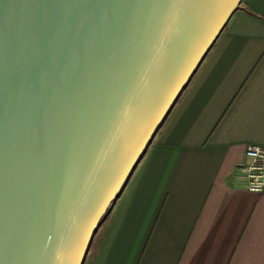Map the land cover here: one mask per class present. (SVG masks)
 I'll return each mask as SVG.
<instances>
[{
    "label": "water",
    "instance_id": "95a60500",
    "mask_svg": "<svg viewBox=\"0 0 264 264\" xmlns=\"http://www.w3.org/2000/svg\"><path fill=\"white\" fill-rule=\"evenodd\" d=\"M242 0H0V264H84Z\"/></svg>",
    "mask_w": 264,
    "mask_h": 264
},
{
    "label": "crops",
    "instance_id": "0c3cea01",
    "mask_svg": "<svg viewBox=\"0 0 264 264\" xmlns=\"http://www.w3.org/2000/svg\"><path fill=\"white\" fill-rule=\"evenodd\" d=\"M264 0H242L98 228L84 264H264Z\"/></svg>",
    "mask_w": 264,
    "mask_h": 264
},
{
    "label": "built area",
    "instance_id": "2783aa9c",
    "mask_svg": "<svg viewBox=\"0 0 264 264\" xmlns=\"http://www.w3.org/2000/svg\"><path fill=\"white\" fill-rule=\"evenodd\" d=\"M244 163L234 173V185L251 193L264 192V147L249 145Z\"/></svg>",
    "mask_w": 264,
    "mask_h": 264
},
{
    "label": "rangeland",
    "instance_id": "374dc122",
    "mask_svg": "<svg viewBox=\"0 0 264 264\" xmlns=\"http://www.w3.org/2000/svg\"><path fill=\"white\" fill-rule=\"evenodd\" d=\"M114 203H115V202H114ZM114 203L109 207L110 210L112 209ZM107 217H108V214H106V215L103 217V219H102V221H101V223H100V225H99V228H100V229H101V227L103 226V224H104L105 220L107 219Z\"/></svg>",
    "mask_w": 264,
    "mask_h": 264
}]
</instances>
